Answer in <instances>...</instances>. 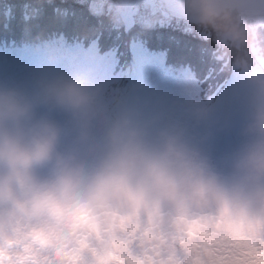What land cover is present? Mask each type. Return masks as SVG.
I'll return each mask as SVG.
<instances>
[{"label":"clouds","instance_id":"1","mask_svg":"<svg viewBox=\"0 0 264 264\" xmlns=\"http://www.w3.org/2000/svg\"><path fill=\"white\" fill-rule=\"evenodd\" d=\"M169 3L250 87L244 143L214 164L210 132L107 84L93 49L45 42L41 75L0 79V264H264V17L245 0ZM182 91L193 126L214 123L191 75Z\"/></svg>","mask_w":264,"mask_h":264},{"label":"rangeland","instance_id":"2","mask_svg":"<svg viewBox=\"0 0 264 264\" xmlns=\"http://www.w3.org/2000/svg\"><path fill=\"white\" fill-rule=\"evenodd\" d=\"M154 1L158 2V0ZM164 1L161 3V5L165 6ZM25 4L26 7L30 9L35 7L34 3L26 2ZM170 7L168 8L170 9L171 19H183L179 15L175 14L172 10V7ZM37 8L38 11L36 14L32 13L30 10L27 11L23 19V25L20 29L21 32H29L32 30H42L45 28L54 27L59 28L67 23L66 17L70 18V24L73 26L85 25L87 23L83 15L78 13L71 6L52 7L41 4L38 5ZM253 16L264 17V12H256L253 14ZM10 31L14 32L15 29H11ZM132 39L133 37L128 33H123L118 29H110L105 26H99L97 30L93 31L92 39L85 47V50L93 49L97 55H104L102 57H97V64L106 60V69L99 73V75L106 82L111 79H119V83L121 80L122 84L127 82L125 77H120L119 73L114 71L117 70V65L115 64L117 61L112 59V67H110V65L111 57L114 56L112 53L115 52V56L118 61L122 60L125 53V42ZM165 47L168 50H171L174 45L171 43H165ZM82 52L83 51L76 50L72 53ZM149 67L150 69L156 70V72H147ZM149 67H144V70L142 71L140 67L138 68V71L140 69L139 75L141 74L138 80L147 82L148 87L136 92V96L139 97L141 101H147L150 107H155L162 111L164 113L166 122L171 124H180L183 126L187 130L189 137L199 138L200 136L204 135L206 131L210 132L211 135L203 147L206 151V154L214 164H221L225 157L235 152L241 146V144L244 143V138L239 135V131L244 119L237 121L234 116L240 107L241 100V96L237 90L242 91L246 97H250L241 83L238 82L236 84V88L232 86L229 88V90H215L212 94L214 123H210L207 127L205 125L193 126L191 118L186 114L187 104L182 100H179L181 99V95H183L182 90L184 87V78L175 79L166 77L165 75L159 73L156 67H153V65H150ZM219 68L220 72H223L221 71V63L219 64ZM45 70V63L42 65H37L31 72H26L24 77L18 76L15 81L19 83L22 81L30 83L35 77L41 75ZM158 73L159 78H162L163 82H157L155 80L154 76ZM121 83L120 87L123 89V85ZM246 99L247 98L244 99V102ZM93 132H95V130H93ZM232 136H235L236 138L234 141Z\"/></svg>","mask_w":264,"mask_h":264},{"label":"flooded vegetation","instance_id":"3","mask_svg":"<svg viewBox=\"0 0 264 264\" xmlns=\"http://www.w3.org/2000/svg\"><path fill=\"white\" fill-rule=\"evenodd\" d=\"M71 1L75 6L86 9L88 12L104 18L105 13L109 11L115 16H120L122 20L128 21L130 23V29H135L139 19L154 17L155 25H160L161 30H174L176 29V19H170V7L169 0H132L131 3L121 6L119 12L113 9V4L107 2V0H62ZM164 1V5L161 3ZM171 8V7H170ZM119 18H116L118 21ZM164 20V21H163ZM151 22V21H150ZM148 23V21H147Z\"/></svg>","mask_w":264,"mask_h":264},{"label":"snow or ice","instance_id":"4","mask_svg":"<svg viewBox=\"0 0 264 264\" xmlns=\"http://www.w3.org/2000/svg\"><path fill=\"white\" fill-rule=\"evenodd\" d=\"M262 3H264V0H262Z\"/></svg>","mask_w":264,"mask_h":264}]
</instances>
